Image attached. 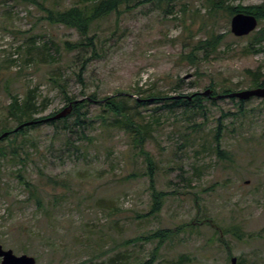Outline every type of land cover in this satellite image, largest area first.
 I'll list each match as a JSON object with an SVG mask.
<instances>
[{"label": "rangeland", "instance_id": "rangeland-1", "mask_svg": "<svg viewBox=\"0 0 264 264\" xmlns=\"http://www.w3.org/2000/svg\"><path fill=\"white\" fill-rule=\"evenodd\" d=\"M195 8L200 14L193 13ZM206 9V0L147 1L123 12L117 26L115 14L99 21L98 55L85 64L80 79L90 52L65 49V40L80 37L74 29L46 23L31 6L0 0V125L10 95L36 85L39 98H48L37 117L65 106L58 83L77 99L91 92L97 99L118 93L135 97L138 87L164 96L200 92L210 83L216 90L222 85L232 91L256 87L253 75L264 78V53H245L244 48L264 28V19L254 31L237 37L230 31L231 16L219 10L209 17ZM211 28L226 32L218 50L209 55L197 51L196 63L180 60ZM34 36L32 47L29 39ZM262 100H243L241 113L238 99L227 97L213 104L203 100V111L157 109L161 103L152 101L141 110L145 120L158 118L144 143L155 160V186L172 192L159 212L147 216L151 195L146 163L123 129L99 125V104L88 106L89 139L69 133L74 145L65 146V132L52 125L30 129L25 147L30 155L22 173L37 185L49 213L27 199L17 177L21 164L0 158V243L16 255L33 256L36 264H107L114 256L134 264L151 256L155 241L125 240L169 228L173 235L152 264H230L226 245L237 261L264 264ZM220 123V148L227 158L216 157L211 147ZM98 198L106 206L109 201V207L98 206Z\"/></svg>", "mask_w": 264, "mask_h": 264}, {"label": "trees", "instance_id": "trees-1", "mask_svg": "<svg viewBox=\"0 0 264 264\" xmlns=\"http://www.w3.org/2000/svg\"><path fill=\"white\" fill-rule=\"evenodd\" d=\"M13 3L23 4L26 8L31 6L34 10L39 12V19L44 20L48 24L62 25L66 28L74 29L78 34V40L74 42L65 40L64 47L67 51H76L81 53L89 51L90 56L85 58L84 64H82L78 76L81 79L82 72L85 68V64L94 56L98 55L97 44L100 43L99 34L96 30V24L99 21L108 18L110 15L115 14V26H117L119 17L123 12H127L136 6L143 4L147 1H158L160 4L162 0H75L71 4L65 3V0H12ZM230 0H206L207 9L206 14L209 17H214L216 13L221 10L226 13L227 16H232L236 12L250 13L257 17L258 23L264 19V1L256 5H242L228 3ZM163 8L162 5H159ZM171 9V8H170ZM168 10L170 13L171 10ZM187 8L182 7L181 11L185 12ZM193 13L200 14V9H193ZM176 18V17H175ZM226 32L219 34L214 28L206 31L204 38H199L192 42V49L182 54L180 60L187 59L191 63H196L197 57L194 53L202 51L204 55L215 53L218 47L222 43L223 37ZM36 37L29 39L30 46H35ZM264 28L257 30L252 34V39L248 45L244 48L245 53H264ZM46 47V44H43ZM22 47V44L17 47ZM249 73L251 72L248 70ZM254 76L253 86L264 85V78L258 80L257 75ZM264 77V74H263ZM55 81V80H54ZM59 89L65 100V105L68 102L76 100L74 96L67 94L65 86L58 83ZM211 90V94H225L232 91V88L226 85H222L219 90H216L215 86L210 83L208 85ZM38 86L28 87L25 92L20 95L14 93L10 95V101L6 105V120L0 125V135L3 132H7V135L0 138V141L8 140V145L0 144V158L6 161L20 163L21 168L17 169V177L19 182L24 185V188L28 191V200L34 201L36 208L43 209L45 213H49L48 208L43 206V201L38 191V187L33 182L25 178L24 171L25 164L23 163L30 153L25 150L27 145L28 135L30 129L39 126L42 123L52 125L55 129H60L65 132V146L74 145L70 138L69 133H76L79 136L89 137L85 134V129L88 127V106L91 103H97L102 107L99 116V125L104 129L121 128L128 136L131 137L134 147L137 148L139 155L143 157V162L146 163L147 170L145 174L149 177V190L151 195V203L148 212L145 214L151 215L160 211L165 196L172 192L158 190L154 182L155 173V160L146 149H144L145 141L151 136V132L154 129V124L158 118L145 120L142 116L141 110L150 104V101L155 103H161L156 108H167L169 111H173L176 108H183L185 111H203V100H207L210 103H215L216 99H212L202 94H195L191 99L181 97L173 99L171 96H164L162 93L154 90H146L138 87L135 91L137 96L132 97L129 94L122 95L121 93L115 95L105 96L101 99H97L96 92H91L87 96L82 97L83 100L73 105L72 111L64 118L51 120L47 119L49 115L54 114L52 112L45 116L37 117L35 114L41 112L48 102L47 97L39 98ZM191 93L187 94L190 95ZM89 99H88V98ZM224 98V97H222ZM221 99V98H220ZM232 100L236 98H231ZM131 101V103H129ZM264 101V100H262ZM239 109L241 113L244 101L238 100ZM264 103V102H263ZM57 112V111H56ZM139 117V119L137 118ZM26 121H36L33 124L27 125L22 128L14 130L18 125ZM11 122L10 125L8 124ZM221 123L216 127L214 136L212 137L211 147L216 154V157L227 158V152L220 148L219 142V129ZM32 144V143H29ZM41 172V171H40ZM49 181L57 183L52 176H48ZM96 204L101 207H109V201L107 206L104 203L103 198H98ZM198 206V205H197ZM195 219V221H197ZM204 223L212 225L211 220H202ZM187 225H192L189 222ZM173 230L169 228L157 229L153 232H148L144 235H138L133 238L125 240L127 243H135L140 240L155 241V245L151 252V256L144 261L135 262L134 264H152L157 256L159 247L173 235ZM224 229L220 228L218 231V238L222 239ZM236 235L241 237V234L236 232ZM228 257L232 256L231 249L226 245ZM25 249V246H24ZM97 255H92V257ZM118 257H110L107 264H125V261L121 262L117 260ZM124 261V262H123ZM83 262V261H81ZM80 262V263H81ZM103 262H100L102 264ZM239 264L244 262L238 261Z\"/></svg>", "mask_w": 264, "mask_h": 264}, {"label": "water", "instance_id": "water-1", "mask_svg": "<svg viewBox=\"0 0 264 264\" xmlns=\"http://www.w3.org/2000/svg\"><path fill=\"white\" fill-rule=\"evenodd\" d=\"M257 24H258L257 17L250 13L236 12L230 17V31L232 34H234L237 37L248 35L249 33H251L257 28ZM195 94H202L212 99H220L222 97H227V98L234 97V98H237L238 100H247L251 97H257V98L264 99V85H259L253 88L235 90V91H231L225 94H216V95L211 94V90L207 88L200 92H193L190 95H187V94L171 95V98L178 99L181 97H186L187 99H191V97L194 96ZM82 100L83 98H80V99H76L71 102H68L60 110H58L52 115H49L47 119L57 120V119L66 117L67 115L71 113L73 105ZM35 122L36 121L23 122L20 125H18L14 130H17L18 128H22L27 125L33 124ZM5 135H7V132H3L0 135V138ZM0 264H36V262L33 256L28 255L26 253L16 255L13 253L12 249L10 248L5 249L0 243ZM230 264H238L236 256H232L230 258Z\"/></svg>", "mask_w": 264, "mask_h": 264}]
</instances>
